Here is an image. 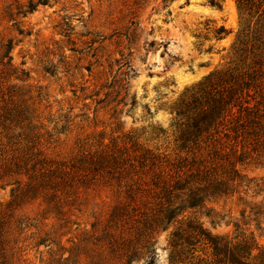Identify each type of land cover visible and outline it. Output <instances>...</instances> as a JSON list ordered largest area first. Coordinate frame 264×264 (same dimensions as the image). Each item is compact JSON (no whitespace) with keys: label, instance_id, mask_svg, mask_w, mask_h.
Masks as SVG:
<instances>
[{"label":"rangeland","instance_id":"374dc122","mask_svg":"<svg viewBox=\"0 0 264 264\" xmlns=\"http://www.w3.org/2000/svg\"><path fill=\"white\" fill-rule=\"evenodd\" d=\"M220 27L227 35H216ZM0 71L9 84L24 86L28 146L38 145L50 160L70 165L133 143L175 157L187 119L177 111L209 76L250 75V95L264 100V6L243 14L234 0H0ZM7 155L0 152V247L8 264H124L115 237L136 230L126 229L134 217L123 231L110 223L126 199L121 184L82 172L29 179L32 171L11 166ZM242 174L232 196L209 205L222 221L194 219L217 241L251 234L258 260L264 164L246 165ZM184 215L153 235L152 264L212 262L204 239L188 244ZM147 261L136 256L128 264Z\"/></svg>","mask_w":264,"mask_h":264},{"label":"trees","instance_id":"16d2710c","mask_svg":"<svg viewBox=\"0 0 264 264\" xmlns=\"http://www.w3.org/2000/svg\"><path fill=\"white\" fill-rule=\"evenodd\" d=\"M234 1L243 14H250L252 7L264 6V0ZM37 4L46 5L45 1ZM33 6L30 3L27 12H33ZM215 33L218 37L227 35L224 27ZM4 50L11 61L12 44H6ZM239 77L228 72L211 75L183 101L177 111L178 116L187 118L180 124V155L154 153L133 143L128 149L96 152L65 165L46 158L38 145L32 149L28 146L33 140L28 141L27 135L30 112L22 107L26 103L24 86L9 84L0 71V152H8L6 158L11 166L32 171L29 179L38 176L60 179L59 176L82 172L84 177L105 174L118 186L121 184L126 199L111 214L110 223L115 230L123 231L127 220L134 217V223L126 229L136 230L135 236L115 237L114 246L124 264L136 256H143L147 264H152L153 235L186 213L190 214L186 218L188 244L202 238L212 250V262L204 264H264V256L258 260L252 257L257 246L251 234L230 242L217 241L194 219L199 214L212 225L222 221L225 216L209 205L235 193L243 182L244 166L264 164L261 160H264V100L261 95H250L252 76L246 75L248 79L241 81ZM14 80L21 81L17 77ZM29 164L32 167L26 170ZM37 167L45 172L35 171ZM140 207L144 210L140 211ZM258 208L264 210V203ZM4 254L0 247V264H8Z\"/></svg>","mask_w":264,"mask_h":264}]
</instances>
